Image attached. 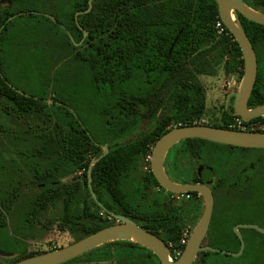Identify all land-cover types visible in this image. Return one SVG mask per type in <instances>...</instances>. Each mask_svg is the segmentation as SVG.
I'll use <instances>...</instances> for the list:
<instances>
[{"label": "trees", "instance_id": "1", "mask_svg": "<svg viewBox=\"0 0 264 264\" xmlns=\"http://www.w3.org/2000/svg\"><path fill=\"white\" fill-rule=\"evenodd\" d=\"M10 1V5L0 3V135L7 139L0 147L1 159L31 173L58 171L67 176L82 171L77 182L79 201H84L82 186L87 185L91 158L96 159L90 177L98 199L107 191L119 197L122 187H140L139 167H147L146 182L157 185L145 162L152 144L170 124L193 125L204 116L205 93L197 76L214 75V67L224 60L228 71L239 68L240 79L243 75L238 44L231 34L216 32L220 17L214 0H92L89 11V0ZM243 2L264 13V0ZM238 22L257 57L256 83L248 100L253 108L264 103L259 102L264 93L257 84L264 66V26L240 14ZM14 36L20 40L43 36L51 45L40 49L23 42L25 57L15 59ZM81 39L82 44L75 46ZM60 52L68 55L54 62L51 79L40 63L56 60ZM66 62L76 70L59 81ZM145 119L152 122V129L131 139ZM232 119L225 114L222 124L213 126L228 129ZM15 120L23 125L14 128ZM92 122L98 128L94 133L88 125ZM110 140L112 145L102 150ZM52 177L45 175L47 187ZM44 200L54 201L48 189L33 199ZM147 212L152 214V208ZM103 227L95 220L86 234ZM171 228L167 243L172 250L179 243L180 229ZM217 232L212 225L210 235ZM223 233L232 234L231 227ZM207 244L231 250L227 242ZM238 248L235 241L232 250ZM210 256L234 260L203 254ZM240 259V264H264V242L262 246L246 242Z\"/></svg>", "mask_w": 264, "mask_h": 264}, {"label": "flooded vegetation", "instance_id": "2", "mask_svg": "<svg viewBox=\"0 0 264 264\" xmlns=\"http://www.w3.org/2000/svg\"><path fill=\"white\" fill-rule=\"evenodd\" d=\"M2 5H7V3ZM236 17L238 18V14ZM82 42L83 39L74 45L79 46ZM229 74L239 76V68L230 71ZM234 84L233 89L221 88L223 92L219 90L222 99L220 102L216 100L212 106L217 122L212 120L205 122L201 118L193 124L213 126L222 124L221 120L225 118V114L233 116V119L238 117L233 110V94L238 90L239 81ZM257 84L264 93V66L261 68ZM262 101L264 102V94L259 102ZM259 105H264V103L256 106ZM207 108L205 97L204 115ZM238 118L242 121V127L230 130L264 133V117L255 118L249 122ZM21 125L23 122L17 120L12 122L14 128ZM180 126V124H170L166 132ZM151 129L152 122L145 119L133 130L130 138L133 139L137 134L149 132ZM4 139L7 144V139ZM110 145H112L111 140L103 144L101 149L107 151V146ZM151 150L145 159V162L149 164ZM8 161L9 159L3 163L0 156V180L4 181L2 185L0 184V264H14L67 247L97 232L86 234L95 220L98 221V225L104 226L101 228L104 229L124 224L121 218L163 241L167 246L170 259L175 261L177 258L171 250L172 245L167 243L171 238V226H178L180 239L186 235L187 243L204 209V200L196 192L168 191L160 186L155 178L157 185L146 182L149 172L147 167H139V176L143 179L140 187H122V194L119 197H116L114 192L107 191L98 199L93 192L90 177L91 168L96 159L91 158L87 170V185L82 186L84 201H79L77 182L82 171L67 176L58 174V171L35 170L31 173L28 170L16 168L13 162ZM149 170L151 172L150 165ZM163 172L175 186L196 185L210 189L213 196V208L201 247H212L207 244L210 240L222 241L227 242L229 245L227 248L231 250L212 248L236 253L239 248L236 251L232 249L235 241L239 242L240 247V240L233 231L235 226L251 224L264 229V147L245 148L202 139H186L173 145L167 151L163 158ZM46 174L53 176L48 182L49 188L44 183ZM43 189H48L54 201H33ZM151 208L153 213L149 215L147 211ZM212 225L218 227V232L213 236L210 235ZM228 226L231 227L232 234L223 233L224 228ZM247 230L256 231L239 228L244 245L246 242H252L256 246H262L264 233L258 231L249 233L246 232ZM58 238L65 240L58 243L56 242ZM244 250L239 257L226 255L236 261L215 256L203 257L205 253L213 252H199L197 258H200L202 262L213 257L216 259L211 263L208 261V264L228 262L240 264L237 260L242 257ZM61 264H160V262L150 250L141 244L131 239H119L106 242Z\"/></svg>", "mask_w": 264, "mask_h": 264}, {"label": "water", "instance_id": "3", "mask_svg": "<svg viewBox=\"0 0 264 264\" xmlns=\"http://www.w3.org/2000/svg\"><path fill=\"white\" fill-rule=\"evenodd\" d=\"M214 1L217 5L219 17L222 23L240 48L243 60V75L240 79L237 92L233 94L234 113L245 122H249L255 118L264 117V105H259L254 108L247 107L248 99L256 80L257 59L254 48L241 28L238 18L236 17V14H240L248 21L264 26V13L251 9L243 2V0ZM5 2L9 5L11 3L10 0H0V3ZM91 2L92 0H89L87 11L91 9ZM86 35L87 32L84 31L83 37H86ZM186 139H202L213 143L245 148L264 147V133L234 131L201 124L173 128L163 134L155 142L151 150L150 169L159 185L174 193L193 191L199 194L204 200L202 215L177 260L172 261L170 259L167 246L163 243V241L156 238L149 232L135 226L126 219L121 218V220L124 221V224L101 229L67 247L30 257L14 264H61L106 242L119 239H131L141 244L158 258L160 264H193L199 252H213L222 255H230L232 257H239L245 247L239 228L254 229L260 233H264V229L251 224L235 226L233 231L240 240V247L236 253L214 249L209 246L201 247L200 245L209 227L213 208V196L210 189L205 186L196 185L188 187L175 186L167 179L163 172V158L167 151L173 145ZM88 185L90 187V184Z\"/></svg>", "mask_w": 264, "mask_h": 264}, {"label": "rangeland", "instance_id": "4", "mask_svg": "<svg viewBox=\"0 0 264 264\" xmlns=\"http://www.w3.org/2000/svg\"><path fill=\"white\" fill-rule=\"evenodd\" d=\"M1 4H4V3H1ZM12 39H13L12 43L14 46L13 55H14L15 59H18V58L21 59V58L25 57V52L21 51V43H23V42L29 43L30 45L35 44L40 49L49 47L51 45L50 42L47 41L45 39V37H43V36H39L35 40H32V39L20 40L19 37L17 38L15 36L12 37ZM56 46L59 48V50L62 49V47L60 45L58 46L56 44ZM77 47H78V45H77ZM67 55H68L67 53L64 54L63 52H60L58 54V57L56 60H53L51 58H49V59L46 58L45 62L40 63V66H43V70L47 71L46 73L52 79L54 77V72H55V68H56V67H54V65H55L54 62H56V64H58V62L64 60V58ZM51 62H53V64ZM69 62H66L65 64H63V65H66L68 63L66 66H63L62 70L60 71L59 76H58L59 81L70 78L71 77V69L76 70V67L73 66V64L69 63ZM227 67H229V63H228V61L224 60V61L220 62V64H218L214 67V71H215L214 75H211V76H200V75H198L197 76V80L199 81V83L202 85V87L204 89L206 102L208 105L207 111H206L205 115L203 116V120L205 122L210 121V120H212L214 122L218 121L217 118L214 117L215 111H213L212 106L214 105L216 100L218 102H220L222 99V96H221L219 90L223 92V90L221 88H223L224 90L233 89L235 86L234 83L238 82V81L240 82L239 76L237 74H234L233 76H231L229 74L230 71H228ZM231 79L233 81H231ZM224 81H226V82H224ZM51 95L52 94L50 92V96ZM218 105H220V104H218ZM88 125H89L91 131L94 133L96 130V124L94 122H92V123H89ZM5 142L6 141L4 139V136L0 135V147L6 145ZM2 183H4V181L0 180L1 185H2ZM64 240H65L64 238H58L56 240V242L61 243ZM120 240H124V239H120ZM220 259H222V257ZM215 260L216 259L214 257L208 259V261L210 263L212 261H215ZM208 261L206 260L205 262H202V260L200 258H196V260L193 264H208L207 263Z\"/></svg>", "mask_w": 264, "mask_h": 264}, {"label": "built area", "instance_id": "5", "mask_svg": "<svg viewBox=\"0 0 264 264\" xmlns=\"http://www.w3.org/2000/svg\"><path fill=\"white\" fill-rule=\"evenodd\" d=\"M215 29L218 35H227L230 34L228 32V30L225 28L224 24L222 23L221 19L217 20L215 22ZM241 128L242 127V121L238 118L235 117L232 122H230L228 124V129H232V128ZM186 240L187 237L186 235L182 236V238L179 240V243L176 245V248H172L173 251V255L175 256V258L180 257L181 253H182V248L185 246L186 244Z\"/></svg>", "mask_w": 264, "mask_h": 264}]
</instances>
